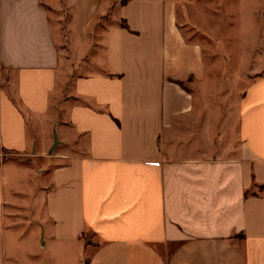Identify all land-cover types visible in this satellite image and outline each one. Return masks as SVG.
<instances>
[{"label": "crops", "instance_id": "crops-1", "mask_svg": "<svg viewBox=\"0 0 264 264\" xmlns=\"http://www.w3.org/2000/svg\"><path fill=\"white\" fill-rule=\"evenodd\" d=\"M234 1L0 0V150L31 162L0 161V264H264V0ZM188 30L257 72L232 130Z\"/></svg>", "mask_w": 264, "mask_h": 264}, {"label": "rangeland", "instance_id": "rangeland-1", "mask_svg": "<svg viewBox=\"0 0 264 264\" xmlns=\"http://www.w3.org/2000/svg\"><path fill=\"white\" fill-rule=\"evenodd\" d=\"M213 1V0H211ZM216 11L210 10V13L214 16L218 17L216 19V23H222V21H228V19H224L223 16L228 14L225 12L223 6L224 2L230 1L232 8L236 7V2L234 0H216ZM227 6V5H226ZM202 14L205 16L207 13V5L203 4L201 7ZM233 10V9H232ZM232 15L235 14V11H230ZM249 13V11L247 12ZM190 16V15H189ZM249 21H253L252 18L247 14ZM236 19L234 16L231 18V26H236L235 24ZM188 25L191 26L190 19L188 18ZM262 27V25H261ZM248 32H251L248 30ZM185 36L188 38H195L198 39L206 48L205 49V56L208 60V80H209V91H211L208 100V106L212 107L214 111L217 113L215 115V127L219 129L220 126H224V124L232 123L231 130L234 128L235 125V115L238 108V104L240 101V97L249 83L252 81V76L255 73H251L254 71V68H250L248 65H244L237 59V52H229L223 50L221 47H215L212 40H208L206 36H201L195 33V30H188L184 32ZM234 30L230 29L231 40L232 44H238V47L241 49L242 54L245 53L247 44L250 41L251 36L254 34L248 33L246 37V41L244 39V35L234 34ZM218 37H222V35H217ZM238 37V39H237ZM241 37V39H239ZM226 45V44H225ZM212 47L217 49H213L210 51ZM245 47V48H244ZM219 48V49H218ZM234 50V49H232ZM258 69V68H257ZM260 71H258L259 73ZM264 73V69H263ZM204 102L200 101L199 106H207ZM6 152L0 150V161H6L10 159L15 163H21L25 165L31 164L30 161H27L25 158L21 157H9ZM23 212V211H22ZM20 213L23 219H27L28 215L26 213ZM84 240L92 241V237L89 234L84 236Z\"/></svg>", "mask_w": 264, "mask_h": 264}, {"label": "water", "instance_id": "water-1", "mask_svg": "<svg viewBox=\"0 0 264 264\" xmlns=\"http://www.w3.org/2000/svg\"><path fill=\"white\" fill-rule=\"evenodd\" d=\"M57 144H58V140H57L56 136H54V142H53V146H52V148L50 150V153H52L54 151V149L56 148Z\"/></svg>", "mask_w": 264, "mask_h": 264}]
</instances>
